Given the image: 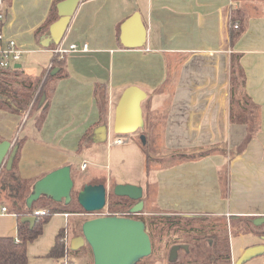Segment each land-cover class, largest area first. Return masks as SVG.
Returning a JSON list of instances; mask_svg holds the SVG:
<instances>
[{"label": "crops", "instance_id": "0c3cea01", "mask_svg": "<svg viewBox=\"0 0 264 264\" xmlns=\"http://www.w3.org/2000/svg\"><path fill=\"white\" fill-rule=\"evenodd\" d=\"M54 2L5 0L0 47L13 40L23 52L12 66H19L22 80L40 86L52 67L62 68L40 127L36 125L40 110L23 115L0 110V142L13 147L16 139L23 140L17 162L20 176L36 182L64 166L70 167L71 175L87 162L84 154L89 147H116L115 108L123 91L136 86L146 93L144 126L137 137L143 131L147 138L161 140L165 156L215 146L225 149L197 161L157 165L149 173L144 164L143 208L167 215L264 217V0H81L60 44L43 47L48 34L43 29ZM237 9L246 16L247 26L231 44L230 17ZM135 13L145 29V43L126 48L120 28ZM72 44H86L87 51L63 58L54 53ZM232 54H240L246 92L259 107L260 120L250 143L233 157L230 152L242 144L247 129L230 122ZM97 86L107 101L103 121ZM90 129L91 143L79 153V141ZM101 176L95 173L99 181L93 184L102 183L108 190L110 185ZM73 216L77 219V215L52 216L63 221L56 235L61 229L70 232ZM16 226L15 215L0 214V237H16ZM261 244L263 240L251 234L231 237V263L236 264L246 249ZM244 264H264V254Z\"/></svg>", "mask_w": 264, "mask_h": 264}, {"label": "trees", "instance_id": "16d2710c", "mask_svg": "<svg viewBox=\"0 0 264 264\" xmlns=\"http://www.w3.org/2000/svg\"><path fill=\"white\" fill-rule=\"evenodd\" d=\"M64 0H55L44 29L48 31L50 25L57 19L58 3ZM86 1V0H83ZM237 28H233L234 24ZM247 26L246 16L239 10H233L230 17L229 38L231 44L235 43L244 33ZM59 60L58 58H56ZM54 59V62L57 60ZM240 54H232L230 58L229 77V100H230V122L246 126L247 134L242 144L230 156L240 154L244 151L252 138L257 133L259 120V107L254 104L246 92V78L239 63ZM52 67L39 86L38 83H27L22 80V73L18 68L1 69L0 71V110H5L13 114L23 115L29 110L31 112L40 110L41 114L37 120V127H40L47 110V102L53 91V83L61 78L62 68H58L55 75H51ZM35 95V92L37 91ZM95 94L98 99L100 121L105 119L107 101L105 93L97 86ZM35 96V97H34ZM34 97V100H33ZM44 101L41 103V98ZM144 102V101H143ZM142 102V103H143ZM141 103V108H142ZM144 120V118H143ZM92 129L86 131L78 144V152H82L91 143ZM146 143L141 150L145 156L146 172L156 165L164 166L185 161H197L213 154L225 152V149L218 147L199 148L191 152L174 151L167 157H153L149 152L147 136ZM120 137V136H119ZM21 139H16V148L11 167L0 170V198L5 192L13 193V202L8 211L17 218L16 237H0V264H28L27 246L35 241L43 231V227L50 218L56 214L79 215L87 214L79 205L77 198H72L70 194L69 202L64 200L55 202L47 196H40L37 200L27 206L26 200L31 194V186L35 184L34 179H24L17 170L18 152L22 145ZM1 143V142H0ZM226 171V169L224 170ZM223 189L226 190L227 180L223 178ZM136 202L126 197L115 196L112 192L107 197V211L110 215H119L141 221L144 231L149 237L151 244V254L138 260L135 264H232L230 253V239L239 235L251 234L263 240L264 244V224L255 226L254 217L232 216L230 218L209 216V215H155L149 212L145 217L140 215H130L129 210ZM37 210H45L46 215H34ZM146 212L142 211V214ZM34 216L36 218L32 227L21 220L25 217ZM139 217V218H133ZM66 229L59 230L55 241L48 254V258L59 260L63 255V238ZM80 231V230H79ZM74 234L72 238L78 237ZM177 248L176 254L171 258V250ZM90 249L85 243L71 254L80 251L87 253ZM91 250V249H90ZM190 250L193 251L190 254ZM165 262V263H164Z\"/></svg>", "mask_w": 264, "mask_h": 264}, {"label": "water", "instance_id": "95a60500", "mask_svg": "<svg viewBox=\"0 0 264 264\" xmlns=\"http://www.w3.org/2000/svg\"><path fill=\"white\" fill-rule=\"evenodd\" d=\"M81 0H64L57 4L58 19L48 29L47 36L41 45L58 46L67 30L70 20ZM120 41L126 48H140L145 43V29L139 14L135 13L126 20L120 28ZM19 67V66H15ZM57 69L51 72L55 75ZM146 99V93L136 86L126 88L121 94L115 108L113 133L117 136H127L136 133L144 126L141 103ZM44 97L41 98V103ZM142 145L146 143L144 135H140ZM16 148L10 142L0 143V170H9ZM73 181L70 167L58 168L35 182L32 192L26 200L27 206L40 196H47L55 202L70 200ZM113 194L126 197L136 203L129 210L130 215H140L143 210L142 189L134 185H116ZM107 189L104 184H87L77 195V201L87 214L101 211L106 204ZM36 218L25 217L21 221L33 226ZM255 226L264 224V217L255 218ZM87 243L93 256V264H135L138 260L151 254L149 237L144 231L141 221L125 217L108 216L88 220L82 224L81 236L70 241L71 251H76ZM177 248L171 250V258ZM264 254V245H257L245 250L236 264H244L256 256Z\"/></svg>", "mask_w": 264, "mask_h": 264}, {"label": "rangeland", "instance_id": "374dc122", "mask_svg": "<svg viewBox=\"0 0 264 264\" xmlns=\"http://www.w3.org/2000/svg\"><path fill=\"white\" fill-rule=\"evenodd\" d=\"M137 136H139V133H136V137H134V139L132 138L124 145L112 147L109 149H106L103 146L99 147L98 149L94 146L89 147V149L85 152L86 154H84V158L87 159L88 163V166L86 167L87 170L85 169L83 171H76L73 169V172L71 174V178L73 181V188L71 190L72 198H77L78 193L82 190L84 185L93 184L99 181L94 177L95 173L98 175H102L103 178H101L100 180L107 181L110 185V188L107 190V197L109 193H113V189L116 185H134L142 188L140 185V181L145 178V156L141 150L140 138ZM115 137H117V135ZM147 141L149 143V152L153 157H159L163 159L164 157H167V155L165 156V151L163 150V142L161 140H158L154 137L152 138V136L150 135ZM107 197L105 207L97 213L107 210ZM13 198V193L5 192L4 195H2L0 198L3 199L0 200V206H7V203L10 205L13 202ZM148 210L151 211V209L148 208H143L142 211L145 212ZM97 213L79 214L77 215V219H75L76 216L71 217L69 225L70 232L68 233V238L70 239V237H72L74 234L81 236V225L88 220L98 218L99 216H97ZM151 213L155 215L161 214L156 212L155 210L151 211ZM139 217H145V215L141 214ZM62 223L63 221L60 218L52 217L49 220L48 224H46V226L44 227L42 236L37 240L29 243L27 248V255L30 260V264L59 263V260H50L46 258V255L49 252L48 249L50 243H52L53 239H55L54 232L56 235V229H60L57 227H60ZM58 232L59 230H57V233ZM86 252L87 253L80 251L77 254L72 253L71 257L73 263L93 264V256L91 250L88 249ZM192 252L193 251L190 250V254ZM56 261L58 263H56Z\"/></svg>", "mask_w": 264, "mask_h": 264}, {"label": "built area", "instance_id": "2783aa9c", "mask_svg": "<svg viewBox=\"0 0 264 264\" xmlns=\"http://www.w3.org/2000/svg\"><path fill=\"white\" fill-rule=\"evenodd\" d=\"M4 12H5V0H0V43L3 41V35H2V26L4 22ZM233 28H237V25H233ZM82 51L85 52L87 51V45L83 44L82 46H78L75 44H72L68 46L67 48H57L54 50V53L59 57L63 58L64 56L68 55L71 52H78ZM22 51L17 48L15 42L13 40H8L6 42V45L2 48L0 47V69H8L13 66V64H16L22 56ZM129 139V135L127 136H121L116 138L113 141V144L116 146L123 145L125 144ZM88 166V163L84 161L80 165V170H85L86 167ZM7 208L6 206H2L0 208V214H5L7 213ZM47 212L45 210H37L34 212V215H41L44 216L46 215ZM94 214V213H93ZM97 216L99 217H108V216H117L119 215H110L107 210H104L103 212L97 213ZM63 255L59 259L58 264H74L72 257L70 256V239L68 238V232L67 230L65 231V235L63 238Z\"/></svg>", "mask_w": 264, "mask_h": 264}]
</instances>
